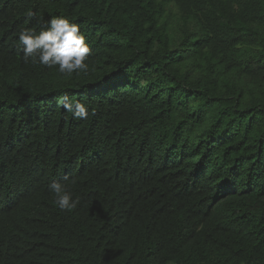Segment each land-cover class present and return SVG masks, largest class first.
Wrapping results in <instances>:
<instances>
[{
  "label": "trees",
  "instance_id": "obj_1",
  "mask_svg": "<svg viewBox=\"0 0 264 264\" xmlns=\"http://www.w3.org/2000/svg\"><path fill=\"white\" fill-rule=\"evenodd\" d=\"M54 16L87 74L23 61ZM0 264H264V0H0Z\"/></svg>",
  "mask_w": 264,
  "mask_h": 264
},
{
  "label": "clouds",
  "instance_id": "obj_2",
  "mask_svg": "<svg viewBox=\"0 0 264 264\" xmlns=\"http://www.w3.org/2000/svg\"><path fill=\"white\" fill-rule=\"evenodd\" d=\"M14 41L16 48L23 50V61L33 65H41L55 70L63 77L87 74L90 67L91 49L85 35L76 23H71L63 16H54L48 21L47 28L38 34L32 28H21ZM72 110L69 104L64 105ZM74 114L85 117L87 110L83 104L76 103ZM49 190L54 194V201L62 211H72L79 203L64 184L53 182Z\"/></svg>",
  "mask_w": 264,
  "mask_h": 264
}]
</instances>
